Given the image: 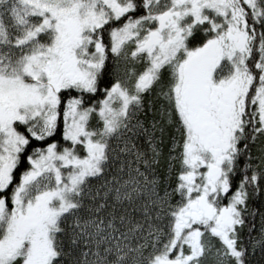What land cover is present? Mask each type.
<instances>
[{
	"label": "snow or ice",
	"instance_id": "1",
	"mask_svg": "<svg viewBox=\"0 0 264 264\" xmlns=\"http://www.w3.org/2000/svg\"><path fill=\"white\" fill-rule=\"evenodd\" d=\"M0 264H264V0H0Z\"/></svg>",
	"mask_w": 264,
	"mask_h": 264
}]
</instances>
